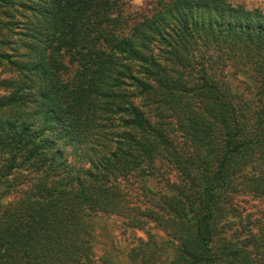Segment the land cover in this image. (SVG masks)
<instances>
[{
	"label": "trees",
	"instance_id": "16d2710c",
	"mask_svg": "<svg viewBox=\"0 0 264 264\" xmlns=\"http://www.w3.org/2000/svg\"><path fill=\"white\" fill-rule=\"evenodd\" d=\"M240 195L264 200L263 10L0 0V264H264ZM108 215L165 238L96 259Z\"/></svg>",
	"mask_w": 264,
	"mask_h": 264
},
{
	"label": "rangeland",
	"instance_id": "374dc122",
	"mask_svg": "<svg viewBox=\"0 0 264 264\" xmlns=\"http://www.w3.org/2000/svg\"><path fill=\"white\" fill-rule=\"evenodd\" d=\"M134 7H144L154 0H127ZM233 5L244 4L247 8H258L264 11V0H229ZM233 86H236L238 90L244 91L246 97H250V87L245 77L237 75L233 72L227 73ZM229 78H225L227 81ZM25 188V187H23ZM14 195L10 196L6 201L10 202L14 199ZM140 193L132 191L131 203L136 204L140 199ZM238 205L243 215L250 221L264 215V200L253 199L247 195H240L238 197ZM123 219L117 215L103 216L97 220L96 236L97 244L93 248L94 256L96 259L104 258L105 256L112 254L114 257H118L122 263H125L124 254L133 246L137 240L145 239L147 232L153 234L158 240L164 239L165 234L157 229H154L153 225H149L146 230H133L126 229L123 226ZM103 230H102V229Z\"/></svg>",
	"mask_w": 264,
	"mask_h": 264
}]
</instances>
